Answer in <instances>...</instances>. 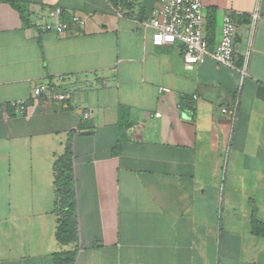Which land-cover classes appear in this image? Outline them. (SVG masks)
<instances>
[{"label": "crops", "instance_id": "0c3cea01", "mask_svg": "<svg viewBox=\"0 0 264 264\" xmlns=\"http://www.w3.org/2000/svg\"><path fill=\"white\" fill-rule=\"evenodd\" d=\"M15 1L27 22L0 0V264H53L74 247L47 215L70 136L74 264H264L251 227L264 225V0H202L209 50L224 14L239 16L235 66L193 69L181 44L152 43L156 0ZM55 7L84 26L41 30ZM255 11L250 29L240 16ZM40 84L70 98L33 97ZM20 98L18 115L7 103ZM233 104L234 122L221 112Z\"/></svg>", "mask_w": 264, "mask_h": 264}, {"label": "built area", "instance_id": "2783aa9c", "mask_svg": "<svg viewBox=\"0 0 264 264\" xmlns=\"http://www.w3.org/2000/svg\"><path fill=\"white\" fill-rule=\"evenodd\" d=\"M111 1V0H110ZM119 10L120 5L114 4ZM64 12L59 7L49 11V21L43 23L40 29L45 32L63 33L70 30L72 23L83 27L85 20L76 14H70L62 18ZM204 11L202 0H156V6L151 10L150 15L143 24L152 29L151 41L155 45L181 44L183 46V62L186 69H193L195 65L205 62L207 58L213 59L216 63L234 67V52L238 24L229 14H224L220 27V37L213 50L208 49V44L202 33ZM257 19V11L251 14L249 22L250 29L254 28ZM241 74L244 77L245 67H241ZM47 92L49 96L57 101L70 98L67 91L50 89L46 84H40L32 89L33 97L40 96ZM29 104V99L20 98L8 101L9 109L15 114H24ZM221 112L227 115L232 122L236 119L237 105L233 104L221 108ZM89 111H84L82 118L86 119ZM157 115H159L157 113ZM77 132V129H75Z\"/></svg>", "mask_w": 264, "mask_h": 264}, {"label": "trees", "instance_id": "16d2710c", "mask_svg": "<svg viewBox=\"0 0 264 264\" xmlns=\"http://www.w3.org/2000/svg\"><path fill=\"white\" fill-rule=\"evenodd\" d=\"M10 2L16 8H19L15 0H3ZM116 1L117 0H113ZM20 14L24 21L27 17L20 10ZM244 22H249L250 16L246 14L240 16ZM232 18L240 21L239 16L232 14ZM81 124L77 128L81 131ZM53 176V205L52 213L55 215L56 225L54 237L56 241L62 245L72 244V249L56 251L51 253L53 264H74L76 253L78 250V222L76 214V194H75V178L73 174V150L71 136L64 145L63 152L56 155L52 162ZM252 232L263 234L264 225L256 219H251Z\"/></svg>", "mask_w": 264, "mask_h": 264}, {"label": "rangeland", "instance_id": "374dc122", "mask_svg": "<svg viewBox=\"0 0 264 264\" xmlns=\"http://www.w3.org/2000/svg\"><path fill=\"white\" fill-rule=\"evenodd\" d=\"M49 196L51 197V199L49 200V203H48V214H47V215H48L49 219H50V218H51V219H54L55 216H54L53 213L51 212L52 202H53V197H54V195H53V191H50ZM219 214H220V212H219ZM219 220H220V218H219Z\"/></svg>", "mask_w": 264, "mask_h": 264}, {"label": "water", "instance_id": "95a60500", "mask_svg": "<svg viewBox=\"0 0 264 264\" xmlns=\"http://www.w3.org/2000/svg\"><path fill=\"white\" fill-rule=\"evenodd\" d=\"M83 133H88V132H83Z\"/></svg>", "mask_w": 264, "mask_h": 264}]
</instances>
